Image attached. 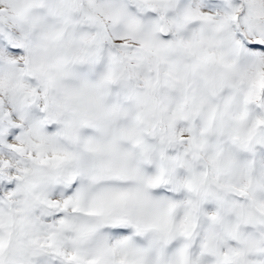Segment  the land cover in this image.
Here are the masks:
<instances>
[{
  "label": "clouds",
  "instance_id": "1",
  "mask_svg": "<svg viewBox=\"0 0 264 264\" xmlns=\"http://www.w3.org/2000/svg\"><path fill=\"white\" fill-rule=\"evenodd\" d=\"M0 264H264V0H0Z\"/></svg>",
  "mask_w": 264,
  "mask_h": 264
},
{
  "label": "snow or ice",
  "instance_id": "2",
  "mask_svg": "<svg viewBox=\"0 0 264 264\" xmlns=\"http://www.w3.org/2000/svg\"><path fill=\"white\" fill-rule=\"evenodd\" d=\"M250 47L255 48V47H257V45H250Z\"/></svg>",
  "mask_w": 264,
  "mask_h": 264
}]
</instances>
